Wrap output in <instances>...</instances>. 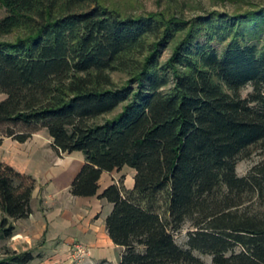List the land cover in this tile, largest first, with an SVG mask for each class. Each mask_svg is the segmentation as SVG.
I'll return each instance as SVG.
<instances>
[{"label":"trees","instance_id":"1","mask_svg":"<svg viewBox=\"0 0 264 264\" xmlns=\"http://www.w3.org/2000/svg\"><path fill=\"white\" fill-rule=\"evenodd\" d=\"M0 9L3 136L24 144L46 130L58 153H82L77 197L96 196L105 172L136 171L133 189L123 177L101 196L125 249L119 264H207L196 252L212 264H264V7L190 19L101 0H0ZM257 151L262 160L240 177V160ZM36 186L0 161V243L31 216ZM188 223L183 247L175 234ZM34 260L9 251L0 264Z\"/></svg>","mask_w":264,"mask_h":264},{"label":"crops","instance_id":"2","mask_svg":"<svg viewBox=\"0 0 264 264\" xmlns=\"http://www.w3.org/2000/svg\"><path fill=\"white\" fill-rule=\"evenodd\" d=\"M42 132L45 135L42 142H36L40 136L37 133L27 143L22 144L32 146L29 158L39 157L42 151L45 154L42 159L40 157L43 165L38 172L20 170L32 175L37 186L33 194L31 216L13 222V252H31L35 257L32 264H79L81 259H75L73 250L77 244H81L87 248V254L82 257L83 264H101L102 261L118 264L117 255L122 257L125 249L117 246L109 235L106 222L113 210V204L101 196L108 187L118 184L123 177L125 186L133 189L136 171L130 170L126 174V167L122 171L105 172L96 196H74L71 188L86 164L85 156L82 153H58L48 132ZM10 140L12 139L6 138L0 150ZM0 161L18 170L1 151Z\"/></svg>","mask_w":264,"mask_h":264},{"label":"rangeland","instance_id":"3","mask_svg":"<svg viewBox=\"0 0 264 264\" xmlns=\"http://www.w3.org/2000/svg\"><path fill=\"white\" fill-rule=\"evenodd\" d=\"M107 6H110L116 10L121 11L124 14H148V13H171L179 16H184L187 18H193L196 15L203 14L206 12L219 11L222 13L240 14L246 13L248 11H255L259 8L264 7V0H101ZM6 12L0 9V19L5 17ZM170 55V50L165 54V58ZM114 80L117 83H125L128 80V77L124 74L116 73L113 75ZM253 92V87L248 86L242 91V96L247 98ZM4 96H0V101L4 99ZM122 108H120L115 114H118ZM114 114V115H115ZM43 131V130H41ZM38 133L39 140L36 142H42L41 139L45 137L43 132ZM3 141L7 137H2ZM0 138V139H1ZM3 145V143H2ZM32 149V146H25L17 142H13V139L10 140L3 149H1V154L5 157H8L9 160L18 168V171L25 170L26 172L34 173L41 170L43 163H40V157L45 154V151H42L39 157L29 158L28 155ZM262 156L260 152H255L251 158H243L240 160L238 165V175L240 177L247 176L250 170L260 161ZM6 163V162H5ZM10 165V164H9ZM128 169V170H127ZM125 170L126 174H129L131 168L127 167ZM17 170V169H16ZM36 174V173H35ZM125 175V174H124ZM6 217V214L0 208V221ZM193 228L190 223H188L184 230L176 233L175 237L177 242L183 246L187 247L188 234L192 231ZM12 240L2 241L0 243V259L5 257V255L10 251L13 252ZM86 248V247H85ZM74 251V250H73ZM87 254V248H86ZM196 255L204 260L207 264H212V257L205 256L201 253L196 252ZM83 259V258H82ZM80 260L79 264H83L84 260ZM122 257L117 255L118 264L120 263Z\"/></svg>","mask_w":264,"mask_h":264},{"label":"built area","instance_id":"4","mask_svg":"<svg viewBox=\"0 0 264 264\" xmlns=\"http://www.w3.org/2000/svg\"><path fill=\"white\" fill-rule=\"evenodd\" d=\"M85 255H86V248L81 244H77L73 251V256L75 257V259L76 260L82 259V257H84Z\"/></svg>","mask_w":264,"mask_h":264}]
</instances>
